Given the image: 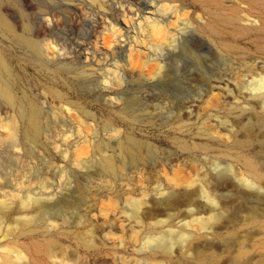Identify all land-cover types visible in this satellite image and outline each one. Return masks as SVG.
<instances>
[{
	"label": "rangeland",
	"instance_id": "rangeland-1",
	"mask_svg": "<svg viewBox=\"0 0 264 264\" xmlns=\"http://www.w3.org/2000/svg\"><path fill=\"white\" fill-rule=\"evenodd\" d=\"M0 18V264H264V0H0ZM203 183L219 217L198 261L181 240L208 232L210 204L157 202ZM132 200L160 224L129 223ZM160 234L171 261L143 243Z\"/></svg>",
	"mask_w": 264,
	"mask_h": 264
},
{
	"label": "bare ground",
	"instance_id": "bare-ground-1",
	"mask_svg": "<svg viewBox=\"0 0 264 264\" xmlns=\"http://www.w3.org/2000/svg\"><path fill=\"white\" fill-rule=\"evenodd\" d=\"M0 25L2 26V27H4V28H9L8 27V25H7V23L5 22V21H3L1 18H0ZM161 28V26H160V23L158 22V21H155V22H153L152 23V25H151V29H153L154 31H157V32H159V29ZM26 42H27V44L29 45V46H34V43H33V41H30V40H25ZM252 86H253V88L254 89H260L261 87H262V85H261V83H259V81H254V82H252ZM224 88V87H223ZM218 93V92H217ZM0 94H2L5 98H6V100H8V102H11V97H10V94L6 91V90H4V89H2V88H0ZM218 95V94H217ZM216 95V96H217ZM213 96V95H212ZM215 96V97H216ZM214 97V98H215ZM213 98V97H212ZM37 115H38V111L37 110H32L30 113H29V115L27 116V130H26V138L27 139H30V140H35V139H37L38 137H39V135H40V131H39V127H40V125H39V121H38V117H37ZM260 122H261V124H263L264 125V115L260 118V120H259ZM15 128V127H14ZM14 130V129H13ZM227 130V129H226ZM231 130H232V128H231ZM237 130V129H236ZM244 135V140L246 141V144L245 145H242V141L241 140H239V138L235 135V137H233V133L231 132V131H228V139L229 140H231L232 139V141H231V147H229L228 146V148H226V149H232V150H234V147H245V146H247V147H249L250 146V144L253 142V141H255L256 139H255V137H254V134H253V131L251 130V129H246V130H244V133H243ZM12 136H13V134H12ZM223 139V138H222ZM221 140V139H220ZM261 140H263V139H261ZM217 141V140H216ZM222 141H224V140H222ZM220 144V143H219ZM223 145H225V144H223ZM216 147V146H215ZM234 151H236V150H234ZM251 151V150H250ZM253 153H254V151H252ZM123 160V159H122ZM129 161H131V160H129ZM128 162V161H127ZM104 163H105V169L107 170V171H109L113 176L114 175H116L115 173H116V171H117V168H121L122 166L119 164V162H117L118 164H116L115 162H114V160L110 157V156H107V157H105V160H104ZM129 163V162H128ZM133 163V162H132ZM138 165V164H137ZM136 165V166H137ZM230 166V165H229ZM260 166L262 167V169H264V160L261 162V164H260ZM228 167V166H227ZM216 168V167H215ZM232 170V169H231ZM139 171V170H138ZM135 172V171H134ZM230 172V171H229ZM128 177V176H127ZM132 178V177H131ZM185 180V179H184ZM121 181V180H120ZM128 181H129V179H128ZM187 181V180H186ZM196 181V180H195ZM119 182V181H118ZM131 182V181H130ZM224 182V181H223ZM111 183V182H110ZM109 183V184H110ZM120 183V182H119ZM124 183V182H123ZM127 183V182H126ZM132 183V182H131ZM221 183H222V181H221ZM225 183V182H224ZM121 184V183H120ZM125 184V183H124ZM206 184H207V182H206ZM246 184V183H245ZM184 185V184H183ZM177 186H179V184L177 185ZM182 186V185H181ZM190 186V185H189ZM246 186V185H245ZM111 187H112V185H111ZM127 187H129V186H127ZM125 189H126V187H124ZM182 188V187H181ZM108 189V188H107ZM111 189V188H110ZM109 189V190H110ZM120 189V188H119ZM122 189V188H121ZM125 189H124V191H125ZM113 190V189H112ZM130 190V189H129ZM182 190V189H181ZM117 191V190H116ZM123 191V192H124ZM127 191H128V189H127ZM183 191V190H182ZM127 193H129V192H127ZM127 193H125V194H127ZM132 193V192H131ZM180 193V192H179ZM173 193V194H171V195H169V196H165V198H163V199H161L160 201H159V203L157 202V204H161V206L163 205L164 207H166V208H171V209H174V207L176 206V204H177V197L179 196V195H181L182 194V196L184 197V200L186 201V203H189L190 205L191 204H193V205H198V202H197V198L198 197H202V198H205V200H206V202L208 203V204H210V206L212 207H209V208H211L210 210H209V215H208V217H205V218H201L198 222H197V224L198 225H200V228H202V229H204L205 231H208V232H206V233H202V234H198V235H196V236H192L191 237V235L189 236V240L187 241L186 239H184V240H181V242H183L185 245H184V251L185 252H190V251H194V252H197L196 253V255H195V258L198 260V261H203V260H206L209 256V252H206L205 250H207V249H204L203 247L204 246H206L207 245V242L206 241H203V239H204V237H206L208 234H211V235H214L215 233H216V228H217V224L215 225V221H217L218 220V217H219V214L217 213V212H215L216 211V202H215V195L213 194V190L211 189V187L210 186H207V185H204V183H203V187L202 186H200V187H194V188H192V189H189V190H186V191H184L183 193ZM129 195V194H128ZM127 195V196H128ZM163 195V194H162ZM142 199V198H141ZM160 199V198H159ZM75 200V199H74ZM132 201H134V200H132ZM137 201H139V200H137ZM136 200L134 201V202H131V203H129V204H131V206H133L134 207V209H132V210H130V214H128V220L127 221H129V223H131V224H133V225H137V226H139V227H143L144 225H146V222H149L150 220H152V219H154L155 221H153V222H151L150 224L148 223L147 225V227H149L150 225H152V226H157L158 224H160V222L161 221H159V220H156L157 219V217L156 218H152V215H153V213H152V211L150 210V209H147V208H145V209H141V204L139 203V202H137ZM29 202V201H28ZM34 202V201H33ZM37 202H38V200H37ZM90 202V201H89ZM110 202H111V200H110ZM112 202H114V201H112ZM153 202V201H152ZM205 202V201H204ZM206 202H205V204H206ZM36 203V202H35ZM66 203V202H65ZM82 202H81V199L79 198V200L76 202V203H73V204H81ZM87 203V202H86ZM150 203V202H149ZM23 204V203H22ZM128 204V205H129ZM145 204V203H144ZM26 205V208H29L30 206L28 205V204H25ZM71 205V204H70ZM178 205V204H177ZM35 206V205H34ZM45 206V205H44ZM43 205H41V204H37V210L35 211V212H33V213H35V214H30L29 216H27L26 214H24L25 215V217H21L22 218V220H23V223L21 224V231H24V230H29V231H34V229H36V228H38V223L37 222H40L41 220H38V218H39V215L38 214H40L44 209H45V207H44ZM61 206V205H60ZM66 206V208H67V206H68V204H66L65 205ZM72 206V205H71ZM83 206V205H82ZM145 206V205H144ZM13 207V206H12ZM11 207V208H12ZM25 207V206H24ZM24 207H22V208H24ZM47 207V206H46ZM68 207H70V206H68ZM81 207V206H80ZM79 207V208H80ZM160 207V206H159ZM81 208H84V206L83 207H81ZM118 208V207H117ZM132 208V207H131ZM207 208V207H206ZM47 209V208H46ZM65 209V208H64ZM23 210V209H22ZM32 210V208L30 209V211ZM81 210V209H80ZM117 210V209H116ZM122 210V209H121ZM25 211V210H24ZM27 211V210H26ZM59 211V210H58ZM127 211V210H126ZM165 211H167L168 212V209L167 210H165ZM18 212V211H17ZM32 212V211H31ZM44 212V211H43ZM124 211H122V215L124 214L123 213ZM58 213V212H57ZM82 213V212H81ZM81 213H80V216H81ZM64 214V213H63ZM87 214V213H86ZM119 214H121V213H119ZM156 214H158V213H156ZM62 215V214H61ZM118 215V214H117ZM126 214H124V216H125ZM166 215H168V216H170V214L168 213V214H166ZM63 216H65V215H63ZM158 216V215H157ZM59 217V216H58ZM77 217V216H76ZM82 217V216H81ZM85 217V216H84ZM83 217V218H84ZM89 217V216H88ZM104 217V216H103ZM110 217V216H109ZM155 217V216H154ZM60 218V217H59ZM68 218V217H67ZM112 218V217H111ZM159 218V217H158ZM17 219H19V218H17ZM62 219H63V217H62ZM61 218L60 219H53L52 218V221H51V223H50V226H52V227H56V226H59V227H61L62 226V224L64 223V221L62 220ZM117 219V218H116ZM163 219V218H162ZM161 219V220H162ZM16 220V219H15ZM21 220V221H22ZM43 220V219H42ZM62 220V221H61ZM105 220H107V217H105ZM104 220V221H105ZM119 220V219H118ZM45 221V220H44ZM121 221V220H120ZM126 221V220H125ZM43 222V221H42ZM97 222V221H96ZM111 222H112V220H111ZM115 222V221H114ZM47 223V222H46ZM78 223H84V222H82V221H78ZM89 223V222H88ZM98 223V222H97ZM100 223H102V224H100V226L101 225H103L104 223L103 222H100ZM113 223V222H112ZM121 223V222H120ZM122 223L123 224H125L123 221H122ZM15 224V223H14ZM41 224V223H40ZM45 223H43V225H44ZM99 224V223H98ZM127 224V223H126ZM64 225V224H63ZM87 225V224H86ZM15 227H16V225H14ZM18 226H19V224H18ZM41 226V225H40ZM47 226V225H46ZM48 226H49V224H48ZM82 226H84V225H82ZM99 226V225H98ZM104 226V225H103ZM108 226V225H107ZM116 226H118V225H116ZM120 226V225H119ZM20 227V226H19ZM79 227V226H78ZM121 227H123V226H121ZM120 227V228H121ZM146 227V226H145ZM161 227H162V224H161ZM62 228V227H61ZM106 228V227H105ZM129 228V227H128ZM135 228H137V227H135ZM17 229V228H16ZM51 229H53V228H51ZM72 229V228H71ZM104 229V228H103ZM108 229H109V226H108ZM117 229V228H116ZM119 229V228H118ZM127 229V228H126ZM147 229V228H146ZM10 230V229H9ZM54 230V229H53ZM56 230V229H55ZM68 230V229H67ZM132 230V229H131ZM142 230V229H141ZM156 231V230H155ZM48 232V231H47ZM105 232V231H104ZM103 232V233H104ZM9 233V232H8ZM31 233V232H30ZM158 233V232H157ZM84 235H87L88 236V239L89 240H85V239H83V236ZM93 235V229H89V230H87V233H83V232H78L77 234H76V236L82 241V242H84L87 246H91L92 245V242H91V240H90V238L92 239V236ZM107 235V234H106ZM161 235V234H160ZM100 236V235H99ZM145 236V235H144ZM158 236V235H157ZM95 237V236H94ZM96 237H97V235H96ZM103 237V236H102ZM150 237V236H149ZM149 237H147L146 236V239H145V237L143 238V239H145V241L143 242L145 245H147V247L151 244V247H153V249L154 248H156V249H158V252L159 253H162V254H164L165 256H166V258L169 260V261H171V257H172V251H171V246L169 245L170 244V240H168V239H166L163 235H161L160 237H156V238H149ZM85 238V237H84ZM100 238V237H99ZM107 239V238H106ZM94 240V239H93ZM105 241V240H104ZM187 241V242H186ZM79 242V241H78ZM121 243V242H120ZM101 244H102V242H101ZM152 244H153V246H152ZM51 244H49V246H50ZM105 245H107V244H105ZM94 246V245H93ZM92 246V247H93ZM114 246V245H113ZM144 246V245H143ZM151 247H150V249H151ZM50 248V250H51V247H49ZM52 248H54V247H52ZM127 248V247H126ZM142 248H144V247H142ZM181 248V247H180ZM146 249V248H145ZM173 249V248H172ZM178 250H179V248H178ZM174 252V251H173ZM177 252V251H176ZM52 253V252H51ZM187 253H185V255L187 254ZM183 255H184V253H182ZM242 254H243V248H240L239 250H238V253H237V256H236V260H239V259H241V257H242ZM161 255V254H160ZM181 255V254H180ZM25 256V255H24ZM145 256V255H144ZM157 256V255H156ZM27 258V257H26ZM146 258V257H145ZM209 261V260H208ZM163 262V261H162ZM149 263V262H148ZM156 264H159V263H156ZM161 264V263H160ZM171 264V263H170Z\"/></svg>",
	"mask_w": 264,
	"mask_h": 264
}]
</instances>
